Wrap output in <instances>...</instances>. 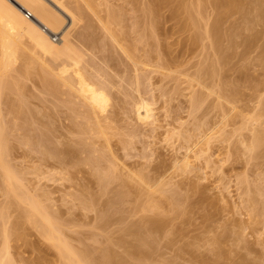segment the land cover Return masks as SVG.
I'll return each mask as SVG.
<instances>
[{
  "label": "rangeland",
  "instance_id": "1",
  "mask_svg": "<svg viewBox=\"0 0 264 264\" xmlns=\"http://www.w3.org/2000/svg\"><path fill=\"white\" fill-rule=\"evenodd\" d=\"M106 1H108L109 4L111 2L113 6V4L114 5L117 4L119 0H116V1L114 0L115 3L112 2V0H106ZM237 1H240V3H238V6H237L238 10L235 7L233 8L234 10H231L234 12L230 11L228 13H224L225 9L222 6V4L217 3L219 1L217 2H215V0L213 1L212 0H202L201 1V4L202 2L204 3L201 6L202 7L205 6V8L204 7L202 8V10L203 12L205 10V12L207 13L205 12L203 13V15L205 16V17H202L203 20L199 17L200 19L199 23L201 21L202 22L201 24L198 25L199 26L198 34L200 32L202 38L199 39L201 44L200 42L198 43L197 41L195 45L191 44V42L193 43L192 41L193 37H191V35L194 36L193 33H197V32H193L195 31L193 30L194 24L192 26L190 23V25L188 26L189 28L187 27L188 31L186 29L184 30L185 27L184 28L182 27L183 25L181 24L182 23L181 19L179 20L181 15L179 16L176 14L177 16H175V14L171 13V16H170L169 11H165L167 13L163 12L162 14L164 16H162V14L160 15L161 17V21H160V17L156 16L157 18H154L155 17L154 14H149V16L150 15L152 17L154 16L152 18L147 15L148 13L147 14L145 13L146 14L145 16L143 13L142 14L143 16H141L140 10L139 11L134 10L135 11L134 13L133 10L129 8L128 2L126 3V5L128 6L127 7L124 4L126 1L125 2L121 1L123 4L118 3V5L119 4L122 5L121 11L123 12V14L125 15V13H127L126 10H129V11L131 10L132 13L126 14L125 17L122 14L121 16H123L124 19L123 17L119 16V18L117 17L116 20H113V21L110 20L111 23L109 21L110 18L108 19V16L104 15L105 13L102 12L101 16L103 17L102 18L103 21L106 18L107 22L106 21L105 22L108 23V26L111 29L112 28L114 29L112 30L115 33H117L116 36L118 37L117 40L119 42L115 43L114 40H112L114 42V44L113 43L112 44L114 45L113 47L115 51L111 49L112 44L110 42L112 38L110 39V37H108L107 35L108 33L106 32L108 30H106V28L103 29L102 24L100 26V23H99L100 20L97 19L96 16L93 17V15L90 14L93 17V18L91 17L93 19V23H95L93 25H96V26H93V28H91L92 27L91 26L90 27L91 29L88 27V25L90 24H87L89 19L87 18L85 19V17L84 19L81 18L78 22L79 24L73 25L75 26L73 27L74 29L71 28V30L73 31L72 33H74L73 35H74L75 42L77 43V45H79L82 49L86 51V57L88 56L86 59L88 60L85 61L87 63H84V64L88 65L89 63V65H91L92 67H95V65H97L96 63H98V65L96 66V70L95 68H92L91 66L89 67L87 65H84V66L86 67V70L88 69L87 71L90 74L92 72L94 73V70L95 72H97L98 70L101 77L105 78L106 81H108L109 78H110L109 81L112 80V82H108L109 86L107 87L105 86V87L108 88L107 89L108 92L111 91L110 96L112 99H114V101L110 98L111 99L109 101L110 103H108V107H106L108 111L104 110L106 113L103 111H100V112L97 111L96 113L98 115H96L95 113V116H94V114H92L94 112L89 109L92 112L90 114L93 115V117H95L93 121H92L93 118L89 114L90 112L89 110H87V112L89 111L88 115L85 111L83 112V110H86V107L85 108L82 107L85 104L83 105V101L82 103H80L79 99L81 98L77 99L78 97H74V94H77V93L76 92L74 93L73 90L68 91L70 90L69 87L67 88L68 90H66L65 89L66 87L63 84H62L63 85L62 87L63 89H62L61 88L62 82L59 84L60 80L58 79V76L55 74V72L53 74L52 73L53 71L49 69V67L51 68L52 65L53 66L56 65L52 67L56 69V67H58V65L62 63V60L60 61L59 59L57 60L53 58L51 59V56H48L45 54L43 55V53H41L40 51L34 50L33 45L27 43V42L31 43L28 39H27L28 41L26 40L27 41L26 43L23 42L24 38L21 40V42L25 43L27 46L25 44H22V45L19 44L21 45L20 49L19 48L16 49L15 53L17 51H20V54L17 55L16 53L14 54V57L18 56V58L15 57L13 59L12 57L11 59L12 61L10 60V61L5 62L6 64L5 68L3 67L4 64L0 65V67L4 68V69H0L2 76L4 75L2 77L0 73V76H1L0 80L3 79L7 74L11 75V76L8 75L7 76L8 78L5 77L8 83L6 82V80L0 81L1 82L0 86L3 85L2 87L4 89V91L2 90L1 92L2 87H0V94H3L0 97V99L2 100V101L0 100V104H1L0 111L2 109V111L0 112V120H1L0 123L2 122L0 125L2 126L0 127L3 129H6V131L4 130L3 134L1 135V136L3 135L6 136V138L2 139L1 137V142H3V140L5 139L2 147L4 146L3 149L4 151H6L5 154L7 155V156L5 155L6 159L4 157L5 161L4 159L3 161L4 163L6 162L7 164L10 163V165L9 164L8 165L11 169L13 167L12 171L14 172L15 179H17L20 183H22L21 185L19 184V186L20 187L23 186L21 187V190L23 191L22 192L18 191V192H20L21 194L23 193L27 194L28 192V194H30L28 195L30 196V198L32 196L34 199L36 198L38 199L37 203H39V206H41L42 209L46 210L49 208L47 212H50V214L52 215V219L55 220V222H58L57 223L59 226L58 230L59 229L63 230V232H61L63 233L62 238L64 236L63 239L64 240L66 239L67 244L69 245V247L72 249L73 252H74V248L78 250V251L75 250L74 252L75 254L77 253V255H75L77 257H74V258L75 259L79 258V260L77 259L78 261L82 262L83 260L84 263L88 262L89 264H96V263L99 264L97 260L99 255L100 254L102 255V253L106 254L108 251L111 250L113 252L115 251V253H118V254L120 253L121 255L125 256V258H127V261L133 264H264V205H263V202H264L263 201L264 200V159L262 156L259 157V151L261 152L262 150L261 149L257 150L260 147H258L257 149L255 148V151L257 153L252 154L253 153L252 150L251 152H249L250 149L247 150L246 146H244L243 144L241 145V143H243L241 138H243V136L245 135L247 138V142L251 141L250 140L251 138L248 139L251 133V131L249 133L248 129L245 130L244 128L242 129L243 133H240L241 132L240 131L239 135L236 134L239 138L235 134L233 135V130L235 128L240 127L241 126L240 123H242L243 121L242 115L240 114H243L242 105L244 104V102H246L245 99L248 98L249 96L250 97L247 99V101H249L250 98L252 99L254 98L251 102L249 101L248 104L255 105V103L258 102L255 100L257 98L260 99V97H256L259 94L257 93L258 90L260 91L261 89L260 95L261 94L264 95L263 93L264 88H262L263 86H261L262 85L261 82L264 83L263 82L264 81V70H263L264 63L260 59L262 63L261 65L259 63L260 61L258 60L259 59L258 56H260V58L264 56L263 55L264 54V22L261 17H258L261 12L260 8L258 7L259 6L258 0H252V2L251 0L250 2L249 0H246V1L237 0ZM102 5L104 6V8ZM102 5H101L102 6L101 8L105 9L106 8L105 5L104 4ZM121 5H119L118 7H121ZM213 5H214V8H213ZM116 6L117 5H115V7ZM118 7H116V9ZM124 7L125 9L126 8L127 9L126 10L123 9ZM243 7H246V8H243ZM241 8H243L242 10H244V12L239 10ZM124 10H125V13H124ZM214 10L216 12H214ZM238 11L241 13H239ZM136 12H138V14ZM24 13L26 14V11H24ZM218 13L220 16L221 14L223 15L221 17L224 19V20L222 19L223 20L222 28L224 30L225 28L227 30L228 27H231L234 24H238L239 23L238 21H240L239 24L241 25L239 26L241 28V30L239 29V33H240L239 35L241 36L238 37V33H236V35L233 37V41H231V45L233 42V46L231 47L232 51L231 49L226 48L227 46L229 47L230 45V42L228 43V39H226L225 37L227 33H224V35L222 36L223 39L221 38V41H222L221 44H223V42L227 40V44L224 43L225 45L223 44L221 46L222 48L221 54H223L225 48H226L227 53L230 52L229 54L231 53L236 54L243 49L242 51H245V55L247 56V57L243 56L244 58L242 57V59L244 60H242L240 59L241 57L237 56L235 58L234 57L235 55H234L233 56L234 61L231 58V60L233 61L232 64L229 65L231 62H227V65L229 66H227L226 63H224L225 58L220 57L219 55L220 52L219 54L218 52H216L215 50L216 48L214 46L215 44L212 41L214 40L213 35L208 34L209 31L208 33L204 35V33L209 28V24L216 19L215 17L216 16L217 18L220 17L218 16ZM230 13L231 14L233 13V14L229 15ZM252 13H254L255 15ZM206 15L208 17H206ZM131 16L132 17L134 16L133 19L131 18ZM128 17L129 19H126L127 20L126 21L125 18H128ZM233 17H235V19ZM120 18H122V20L120 23H118L120 21ZM146 18H150V20L147 19L148 21H146L145 23ZM158 18H159V21H158ZM124 20L125 22H123ZM206 20L209 23L206 22ZM232 20L234 24L231 22ZM250 20H253V21H250ZM254 21L255 23H250ZM134 22L136 23L137 28L135 27V29H137V31L134 29V27H131V26H134L133 25ZM153 22L156 24H154ZM91 23H92V20H91ZM112 23L114 26L116 25H119V26L117 27L110 26V24L112 25ZM130 23H132V25ZM144 23L146 24L147 28L146 26L143 27L142 24ZM150 23L152 25L154 24V27L155 25L157 27L154 29V27ZM125 24L129 28H127ZM226 24L228 27L226 26ZM247 24H249L248 27H247ZM69 25H71L70 18L67 19V22H65L63 26L64 30H68L70 28ZM149 25L151 26V28L153 27L154 29V30L152 29L153 33H151V30H149V27H148ZM190 26L193 27L192 30ZM94 27L96 28L94 29ZM139 27H142V28H139ZM204 27H205V30H204ZM131 28H133L134 30L133 29L130 30ZM144 28L145 30H143ZM182 29L184 33H182L183 32ZM189 29L192 31L190 32V34L188 33ZM88 30L90 31V33L91 31H94L93 34L94 36L96 35L95 39L97 43L95 42V45L94 44L90 45V43L85 41L84 38L82 39L83 37L82 33L84 31L89 32ZM166 30L168 32H166ZM202 30H204L205 32H203ZM95 31L97 34L95 33ZM135 31H136V34L137 32L139 33L140 31L141 32L140 36H138L139 34L136 35ZM145 31H148V32H145ZM130 32H132L133 34H131ZM104 33L106 35L103 36ZM118 33L121 34V36L120 35L118 36ZM144 33H147V35L145 34L146 38L143 39ZM52 34L51 36L53 40L56 42L59 41V38L62 35L61 33H56L57 35L56 34L52 35ZM80 34L82 37H79ZM148 34L151 36H148ZM0 35L2 38L1 30H0ZM135 35L137 38L134 37ZM210 35H212L211 36L212 38L209 37ZM102 36L104 37V39H102L104 40L103 41L104 43H102L101 41ZM187 36L191 37L190 41L188 40L189 37ZM139 37L142 38V42H144V40L146 41L148 40L147 41L148 43L145 44L146 41L144 43H140L138 40ZM228 37L229 36H227V38ZM1 38H0V52H1L0 59L2 58V60L0 61L3 62L6 59H3V54H2L3 49H1L3 46H1L2 44ZM106 38L108 40H105ZM241 38L246 40V41L243 40L245 42L244 45L247 44L245 45L246 47L242 45L243 41ZM185 40L188 44L185 42ZM84 41L86 42V45ZM98 41L100 42L98 43ZM80 43L82 44L80 45ZM108 43L111 45L109 46ZM236 44H237L238 49L235 48ZM105 45L106 47L104 48ZM186 45L189 47H187ZM28 46L30 49H28ZM92 47L94 49H97V48L98 49L94 50ZM122 47L123 49H121ZM115 48L116 49L118 48L117 49L118 51H116ZM209 48L211 50H209ZM26 49H28V51ZM103 49L106 51H104ZM148 49H149V52H148ZM33 50H34V53H36L40 58L43 57L41 59L45 61L44 62L45 64H43V60L41 61V59H39V61H37L38 60L37 59L35 61L31 56L29 58L30 62H29V59L26 61L25 59L22 58L24 53H27L28 55V53H30ZM125 50H127V52ZM87 51L88 52L90 51L89 55L90 53L92 55L90 56L87 55L88 54ZM235 51H238V52L235 53ZM93 52L98 53V55L96 54L94 55ZM127 53L130 54V58H133L132 59L133 62L130 60L128 56L129 54ZM184 53L185 55H183ZM36 54H33L32 56L34 55L36 56ZM121 54L123 56H121ZM27 55L25 54L24 56L26 57ZM248 55H251L252 57L250 58L248 57ZM146 56L147 58L145 59ZM256 56L259 62L255 59ZM95 57L98 59H95ZM44 58L47 60H45ZM185 58L190 59V60H186ZM147 59L149 62L148 63L149 66L144 65V63H143V66L139 65L140 64L139 62H145V60ZM33 60L34 62H32ZM52 60L54 61V63ZM58 60L59 62H57ZM134 60L136 62L139 61L138 62L139 66L137 65L135 66ZM20 61L26 62L27 64L23 62L20 64ZM47 61L49 62L51 66L47 65V67L45 66V69H42L44 68L43 65L48 64ZM92 61L95 63H93ZM104 61H106V64ZM186 61H189L190 64ZM215 61H217L218 64L219 62L223 63L222 65L226 67L223 68L221 63L218 65L217 62H216V65L218 66V68L215 67L216 66L214 63ZM242 61L244 62L246 61V62L243 63ZM37 62H42L43 65L39 63L41 66H43L41 67L42 70L40 69ZM90 63H92L93 65ZM11 64H13L12 67H11ZM35 64H37V66ZM212 64H214L215 69L212 68L214 70L207 71L206 72L207 74L204 73L203 83L207 84V86L209 87L211 86L213 87L214 85L217 86L216 83L217 81H219L218 86L219 85L221 86L223 96H224L222 98L225 100L227 96L228 97L230 96L229 98L227 97L225 101L222 98L221 99L219 97L216 98L217 96L215 94L209 93L208 88L207 90L206 88L204 89V87L202 88V85L199 84L196 79H193L197 76L196 74L197 72L201 70L204 72L206 70H210V67H212ZM185 65L186 66L188 65V66L186 67ZM7 66L9 67V69L11 67V69L9 70ZM33 66L35 69L33 68ZM144 66H147V68L145 67V69H143ZM36 67H39L40 70H38V68ZM99 67H100V71H99ZM125 67H126V70H125ZM141 67H142V70H141ZM47 68L50 71L48 72L50 74L52 73L53 74L52 76H54V78L52 76L49 77L50 74L46 73ZM135 68L136 69L139 68V70L136 71L134 70ZM199 68L200 69L203 68V69L200 70ZM221 68L224 70L222 71ZM241 68L243 69V71L241 70ZM33 69L34 71L37 69L36 73L32 72ZM89 69L90 71L91 69H93V71L90 72ZM194 69H199V70H194ZM227 69L229 70V72ZM239 69H240V73H242L246 77L245 78L243 76L245 78V81L244 79L239 77L238 73L236 74L235 72L236 75H234V70H239ZM5 70L7 71V74ZM28 70H30L31 72ZM43 70L46 71L44 72L45 74H43ZM143 70L147 71V72L145 71L146 76H144ZM225 70L227 71L225 72ZM22 71L25 73V75ZM103 71L104 72L106 71L105 75ZM115 71H118L119 74L117 75ZM137 72H140L142 76L141 77L142 79L140 82H142L143 84L142 86L140 85L141 87L140 91L141 92L143 91L142 92L143 94L145 92V95H143V97L146 96L148 98V101L150 102V106L152 108V115L150 116V118L148 117V119L146 118L143 120L137 117V112L135 111V109H134L135 112L132 111L133 108H135V107H132L133 104L135 103L134 101H136V99L138 100L140 99L139 98L140 95L139 97L137 95L140 92L135 91V88L137 87V84L135 83L136 82L135 74ZM208 72L210 73V75L208 74ZM219 73H221L222 76ZM35 74L39 75V77H36ZM42 74L44 77L42 76ZM94 74L95 76L97 75V73H94ZM121 74L124 76H121ZM188 74L191 76H189ZM213 74H215V76ZM47 75L50 79L52 78L54 79V80L52 79L53 81H51L53 82L52 85L47 84V81H45L46 83H44V80L49 79ZM211 75L214 77H212ZM55 76L57 77L56 78L57 82H56ZM97 76L95 78L96 79L98 78L100 82L101 81L103 82V79L100 80L101 77L99 76L97 77ZM104 76H106L107 78ZM143 76L146 78V80ZM209 76L211 77V79ZM10 77L12 78L10 79ZM19 77L22 78L21 81H19L20 80ZM114 77L116 78L115 80H114ZM127 77L129 81L127 80ZM215 77H216V80L218 79L217 81H215ZM237 77H239L240 79ZM117 78L122 79L124 82H122V80L119 81V79ZM124 78L127 81H125ZM221 78H223L222 79L223 81H221ZM252 78H254V80H252ZM105 79H104L103 85L104 83H107L105 82ZM232 79L233 81H231ZM13 80L15 81L13 82ZM227 80L230 82H234L233 83L234 85H232V83H225V82H228ZM9 81L10 83L12 82L11 85L9 84ZM51 82L48 81V83H51ZM188 82L190 83V85ZM254 82L256 86L254 85ZM4 83L10 87H7V85H5ZM110 83L113 86L115 84V87L112 86L113 87L112 88L110 86L111 85ZM125 83H127V85ZM194 83H197V84H194ZM221 84L223 85V87ZM241 84H242V88H241ZM50 86H53V87L50 88ZM125 86L126 87L128 86V87L126 88ZM232 86H235L236 88ZM11 87L14 90L11 89ZM54 87L59 88V89H55ZM120 87L121 89H119ZM124 87L125 89H122ZM131 87H132V90H131ZM21 88H23V90ZM46 88H50L51 90H53L52 92H54L58 97L54 93H52L50 89H48L47 91ZM110 88L112 89L110 90ZM230 88L233 89L235 93L233 91L231 94V92L228 91ZM15 89L17 90V92ZM201 89L208 91L207 93L203 94V97L204 95H206L205 96L206 99L204 100H201L202 95L197 93V90L202 91ZM20 90H22L21 91L22 93H20ZM54 90H57V91H54ZM59 91H62V92L60 93ZM65 92L68 94V96H69V93H71L70 95L71 98L68 97ZM194 92L197 93L198 95H195ZM240 93L241 95H239ZM51 94H53V96ZM118 94L119 96H117ZM130 94L132 95L136 94V95H134L133 97ZM4 95H7V96L3 98ZM59 95L61 98L59 97ZM72 95H73V99H72ZM207 95L209 99L207 98ZM252 95L255 97H253ZM112 96L116 98V101H115V98H113ZM231 96L233 97L235 96L234 98H236L237 100L234 98L231 99L232 98ZM212 97L214 98L213 101H212ZM243 97H245L244 100H243ZM74 98H76L75 99L76 101L74 100ZM227 99L228 100L231 99L232 101L235 100L234 103L236 102L238 103L239 105L238 108L241 107L242 113L240 112V114L238 113L237 115L236 114L237 112L231 113L230 111H227L228 108L231 107L230 105L231 103H229V101L226 102ZM10 100L12 101L10 102ZM18 100H20V102ZM21 100H23V102ZM127 100H129V102ZM195 100H199L197 101L198 106L197 104H195L194 102ZM241 100L242 102L243 101L244 102L241 103ZM262 100L264 101V97L262 98ZM71 101H73V103ZM220 101H221V104H220ZM15 102L17 106H15ZM124 102L125 103L128 102V104H125ZM19 103L21 105V108L19 106ZM67 103L68 104L72 103L73 105L72 104L67 105ZM74 104L76 106H74ZM110 104H111V107H110ZM130 104H132V106H130ZM29 106H31L32 108ZM112 106H115V108ZM219 106H222L221 107L222 109L219 108ZM215 107L218 109H216ZM26 108H28V110ZM72 108H74L75 110ZM79 108L81 109L79 110ZM109 108L112 110H110ZM220 111L223 114L220 113ZM246 111L247 110H244V113H246ZM227 112L229 113V115ZM247 113H251V111H247ZM85 114L88 117L90 116L91 119H89ZM233 114L235 115L236 118L234 117ZM85 116L88 118V120ZM97 119L99 120V122ZM89 120L92 123L94 122L95 124H96L95 122L96 120L98 124L100 125L102 124L101 125L102 127L98 124L95 125L94 123L92 125V123H90ZM221 120H222V123H221ZM3 124L4 125L6 124L5 127ZM83 124L85 127L87 125V127L86 128L83 127ZM237 124H239L240 126ZM199 126L201 127L199 128ZM223 127L224 129L227 127L228 128L225 129L226 131H224ZM7 128L9 131L7 130ZM81 129L84 132L81 131ZM86 129L89 130V132ZM90 131L92 133H90ZM214 131H217V134ZM5 132L7 133V135ZM219 133H221L222 137H219L220 135ZM189 134L191 136L190 140H189L190 137L188 138ZM225 135L229 139L226 138ZM224 137L226 140L223 139ZM48 138L50 139V141H48L49 140ZM6 140H7V144H6ZM240 140H241V143H240ZM227 141L232 145L231 147L229 143H227ZM4 143L6 147L8 146L7 148L5 147ZM69 146H72V147H69ZM236 147L237 149L240 148L238 149L239 151L236 149ZM244 147H245V150H241ZM52 148H55L56 151L57 150L58 151L54 153L55 151L53 150L55 149H52ZM66 148L67 149L70 148L71 150L70 149L67 150ZM8 149L10 150L8 151ZM51 151H53L54 154ZM68 151H72V152H68ZM244 151L248 152L247 155L246 153H243ZM98 156L99 158H96ZM253 156L255 157V159L253 158L254 161L252 160ZM245 157L246 159H244ZM92 159L96 161V163L93 161V164H92ZM61 160H64V162ZM100 161H101V164L99 163ZM251 161H253V163H250ZM97 162H98V165H97ZM55 164H56V167H55ZM189 164L191 166L187 167V165ZM251 164H254V165H251ZM101 166H102V169H104V171L100 169ZM189 167L191 168L189 169ZM53 168H54V172L52 170ZM98 168H99V171H98ZM110 168L112 169L110 170V173L113 174L111 177L112 179L109 178V180L108 179L103 180L104 178H106V176L105 177L103 176L104 173H109L108 171ZM184 168H188V170ZM96 170H97L96 172L97 177L95 176ZM15 171L17 173L16 175H15ZM47 172H48L49 178L46 177ZM102 172H103V175L101 174ZM1 173L2 172H0V174ZM98 173H99V178H100V175H102L103 179L100 180L98 178ZM1 176H0V184H1L0 185V214H1L0 216V250H1L0 253L2 254L4 253L3 255L5 256L8 254L7 255L8 257L6 256V259H5V257L2 254H0V256L4 257V258L0 257L2 259V262L0 263L3 264V262L7 260L6 262H4V264H11L12 261H13L12 264H64L67 261V258H65L64 256L62 257V254H61V250H64V248L62 246H58L59 244L57 240L45 236L44 229H42L44 228V225H43L44 223L41 219V216H39L40 220L37 221V223L39 222L40 224L39 226H37V223H36V220L38 219V215L34 214L31 220L30 219L28 220V218H25V213H24L25 210H23L22 208L29 209V206L24 201L23 203H25V205L22 203V201H19L20 199L18 200L17 198H15L17 202H19V204L20 203L23 204V206L22 204H20L21 205V211H20V207H18L17 206L18 204L15 202L16 201L14 199L15 195L13 196L14 193L12 194L11 192V194H8V191H6V188H5V182L3 181ZM154 176H155V180H154ZM141 178H142V181L146 183L143 182L144 184H142L141 181L140 182L137 181V179L141 180ZM122 179H123V182H121ZM125 179H126V182H125ZM125 184L126 185L128 184V186H126ZM124 185L126 188L124 187ZM255 185L256 186L258 185L259 189L258 187L257 189L258 190L261 189V191H259L260 193L258 192L259 194L257 193L256 195H253L252 200H250V197H251L250 193H252L250 192V190L252 191L251 188H253V186ZM139 186L141 189L139 188ZM148 187H149V190H148ZM164 188L166 192L161 190V189L164 190ZM246 188H248L249 193H247ZM117 190H118V193H117ZM255 191L256 190H254L252 194H254ZM7 195H11V196L8 197ZM254 196L256 197L258 196V198L255 201H254ZM247 197H248V200H247ZM11 200L12 201L14 200L13 203ZM151 200H153V203ZM157 201H158V204L160 205V206L159 205L157 206L159 209L158 212H157V208H155L157 205L156 204ZM251 201L255 202L256 207L255 205H253L254 202L252 204ZM246 202H247V206L249 204V207H246ZM261 202H262V205H261ZM87 203L89 204L92 203L93 206L92 205L89 206V204ZM14 204H16V206ZM150 204H152L151 207H150ZM154 204H155V207H153ZM43 205L45 207L48 206V208L47 207L44 208ZM146 206L147 208L150 207V209L151 208L153 209H151L150 211V209L148 208V210L146 211L145 210L147 209ZM8 207H9V210H7ZM11 207L12 208L14 207V208L12 209ZM107 210L108 212H106ZM51 212H53V214ZM4 213H5V216H2V214ZM56 213H58V215ZM109 215H111V217ZM53 216L55 218H53ZM18 217H19V220H17ZM23 217L27 219V221L24 222L25 219L22 221ZM151 217H153V220H151ZM157 218H158V221L154 222L155 220H157ZM4 219L5 221H3ZM163 220H165V223L162 224L161 229L157 228V231L156 230H153V232L150 231L152 230L153 225L155 228L157 226L156 223L159 221H163ZM104 221H108V222H104ZM15 223L16 224L19 223V225L17 224L18 226H16ZM160 223L161 222H159V224ZM148 225L152 226L151 229L148 227ZM145 226L147 229H145ZM6 227L9 228L8 234H7L8 229L5 230ZM12 231L16 232V234H14ZM147 231H150L153 234L148 233ZM154 232L155 233L158 232L159 234L158 233L155 234ZM134 233L136 236L134 235ZM143 233H146V234L148 233V235L150 234V236L148 237L149 239L147 237H144L146 234L144 235ZM138 234L141 235V238L144 237L145 239L146 238L148 239L147 241L150 242L149 247L150 246L152 247V245L154 244L153 245L154 247L151 248L152 250L150 249L151 252L150 253L148 252L149 255H146L147 257L143 256L142 254L144 253H141V252L140 254L137 253V254H133L132 256L129 255L130 253H128L129 251L131 252L130 249H132L133 247L131 245L133 244L135 245L137 241L140 240V239L135 240V237H137ZM151 236H152V239L150 240ZM153 237L155 238L153 239ZM120 240L124 244H122ZM102 249L105 252H102L101 251ZM81 250L83 251L80 252ZM80 254L81 256L83 254H85V256L88 255V257H85L83 255L82 256L83 259H82ZM126 254H128L131 257L129 258ZM90 255L91 257L92 256L95 257L96 255V257L91 258ZM133 256L136 259L132 258ZM80 257L82 260L80 259ZM102 257L107 258V255L105 257L104 256L99 257L98 258L99 261H100V258L103 261ZM7 258L12 261L9 262ZM75 259L72 260L73 262L71 264L73 263L76 264L78 262V261L76 262ZM93 260L97 262H94Z\"/></svg>",
  "mask_w": 264,
  "mask_h": 264
},
{
  "label": "bare ground",
  "instance_id": "2",
  "mask_svg": "<svg viewBox=\"0 0 264 264\" xmlns=\"http://www.w3.org/2000/svg\"><path fill=\"white\" fill-rule=\"evenodd\" d=\"M116 1V0H115ZM121 1H126L124 4L126 5V3L128 2V5H129V8L130 9H132L133 10V12L135 13V11H141L140 12V14H141V16H143L142 14L144 13V16L147 14L148 16H149V14H154L155 15V17L154 18H157V17H160V15L163 13V12H165V11H169L170 12V16H171V13L172 14H175V16H177V15H181L180 16V18H179V20L181 19V24L183 25H181L183 28H184V30L186 29L187 30V27L190 25V23H191V25L193 26V24H194V28L193 27H191V30H192V28H193V30H195V31H193V32H197V33H193L194 34V36H192L191 35V37H193L192 38V41H193V43L191 42V44H194L195 45V43H197V41H198V43L200 42L199 41V39H201L202 38V36H201V34H200V32H199V34H198V29H199V24H201V22L199 23V21H200V19H199V17L202 19V17H205L204 15H203V13L205 12V10H204V12H203V10H202V8L204 7L205 8V6H201L202 4H204L203 2H202V4H201V1L200 0H119L118 1V3H121V4H123ZM213 1V0H212ZM217 1H219V2H217ZM246 1V0H245ZM259 2V8H260V14H259V16L258 17H261L262 19H263V22H264V0H258ZM112 2H114V0H112ZM215 2H217V3H220V4H222V6L224 7V9H225V11H224V13H228V12H230L231 10H234L233 8H235L236 7V9L238 10V8H237V6H238V3H240V1H237V0H215ZM249 2H250V0H249ZM251 2H252V0H251ZM257 2V1H256ZM115 3V2H114ZM118 3L117 4H115V5H117L116 7H118L119 5H121V4H119L118 5ZM214 3V2H213ZM241 3H243V2H241ZM246 3V2H245ZM255 3V2H254ZM102 4H104L105 5V9H102L101 7L103 6ZM109 3H108V1H106V0H0V30H1V33H2V38H1V35H0V38L2 39L1 40V42H2V44H1V46H3L1 49H3V59H6L5 61H3V62H1V64L0 65H2V64H4V68H5V66H6V64H5V62H7V61H10L11 59H12V57H13V59L16 57H14V54H16L17 53V55L18 54H20V51H17L16 53H15V51H16V49H20V46L22 45V44H25L28 40L31 42V43H29V42H27L28 44H31V45H33V48H34V50H38V51H40L41 53H43V55L45 54V55H48V56H51V59L53 58V59H59L60 61L62 60V63H60V65H58V67H56V69L55 68H52V67H54V66H56V65H50L49 64V62H48V64H46V65H43V64H45L44 62V60L43 59H41V58H43V57H39L36 53H34V50L33 51H31L30 53H28V55H27V53H24V55L26 54L27 56L25 57L24 55H23V59H25L26 61L30 58V56L36 61L37 59V61H39V59H41V61L43 60V64H42V62H37V64L39 65V67H40V69H41V67H43L44 66V68H42V69H45V66L47 67V65L48 66H51V68L49 67V69L50 70H52L51 72L54 74V72H55V74L58 76V79L60 80L59 81V84L61 83V85L63 84L66 88V90H68L67 88L69 87V89L70 90H68V91H74V93L76 92L77 94H74V97H78L77 99H79V98H81V99H79L80 100V103H82V101H83V105L84 106H82L83 108H85L86 107V110H83V112L85 111L86 113H87V115H88V112L91 110V111H93L94 113H92L91 111L89 112V114L90 113H92V114H94V116H95V113L97 112V111H103V112H105L104 110H106V111H108L107 109H106V107H108V103H110L109 101L112 99L111 98V96H110V93H111V91H109L108 92V88H106L107 86H109V83L108 82H112V80H110L109 81V79H108V81H106V79L105 78H103V77H101V75L99 74V72H98V70H97V72H95V70H96V66L98 65V63H96L97 65H95V67H92L91 65H89V63H88V65L87 64H84V63H87V62H85V61H87L88 59H86L87 57H86V51L84 50V49H82L79 45H77V43L75 42V39H74V33H72L73 31L71 30V28H73V27H75V26H73V25H75V24H79L78 22H79V20L82 18V19H84V17H85V19L87 18V19H89L88 20V23L87 24H90V25H88V27L90 28L91 26V28H93V26H96V25H93V24H95V23H93V17H95L96 16V18L97 19H99L100 20V26H101V24H102V28L104 29V28H106V30H108V31H106L108 34V37H110V39H111V42L110 41H108V42H110L111 44L113 43L114 44V42L116 43V42H119L118 40H117V33H115L109 26H108V23H106L107 21H106V18H105V20L103 21V17L101 16V13L102 12H104L103 14L104 15H106V16H108V19H109V21L110 20H116V18L118 17L119 18V16L120 17H125L126 16V14H129V13H132V11L130 10H126L125 9V7L123 8V9H125L126 10V12L127 13H125V10H124V13H125V15L123 14V12L121 11V8H122V5H121V7H118L117 9H116V7H115V5L113 4V6H112V4H111V2H110V4H111V6H110V4L108 5ZM102 5V6H101ZM242 5V4H241ZM240 5V6H241ZM255 5H257V4H255ZM127 6V5H126ZM216 6V5H215ZM240 6H239V8H240ZM128 7V6H127ZM103 8H104V6H103ZM120 8V9H119ZM213 8H214V5H213ZM243 8H246V7H243ZM243 8H241V9H239L240 11H243L244 12V10H242ZM254 8V7H253ZM259 8H258V10H259ZM122 9V10H123ZM26 10H29L30 11V13H31V17H28L25 13H24V11H26ZM135 10V11H134ZM129 11V12H128ZM249 11V10H248ZM168 12V13H169ZM212 12V11H211ZM214 12H216L215 10H214ZM231 12H234V11H231ZM239 12V11H238ZM237 12V13H238ZM250 12V11H249ZM252 12V11H251ZM259 12V11H258ZM137 14H138V12H136ZM146 13V14H145ZM165 13H167V12H165ZM164 13V14H165ZM205 13H207V12H205ZM221 13V12H220ZM223 13V12H222ZM236 13V12H235ZM239 13H241V12H239ZM90 14H92L93 15V17L90 15ZM123 14V16H121ZM177 14V15H176ZM213 14H215V13H213ZM233 14V13H232ZM231 13L229 14V15H232ZM243 14V13H242ZM247 14H248V12H247ZM252 14H254V13H252ZM88 15V16H87ZM238 15V14H237ZM249 15H251V14H249ZM255 15V14H254ZM257 15V14H256ZM87 16V17H86ZM90 16V17H89ZM135 16V15H134ZM133 16V17H134ZM148 16H146V17H148ZM157 16V17H156ZM162 16H164L163 14H162ZM174 16V15H173ZM210 16H211V14H210ZM218 16H220L219 15V13H218ZM221 16H223L222 14H221ZM218 17L217 18V16L215 17L216 19L213 21V22H211L210 24H209V28H208V30L205 32L204 30H205V27H204V30H202L203 32H205L204 33V35L206 34V33H208V31H209V33L208 34H212L213 35V39L215 40H212L213 42H214V44H212V45H214L215 46V50H216V52H218V54H219V52H220V57L222 58V57H224L225 58V62L224 63H226V65H227V62H231L229 65H231L232 64V62L234 61L233 59V56L236 58L237 56H239V57H241L240 59H242V57L244 56H246L245 55V51H235V53L236 52H238V53H236V54H229L230 52H228L227 53V51H226V48L227 49H231V47L233 46V42H232V45H231V41H233V37L236 35V33H238V37L239 36H241V35H239L240 33H239V29L241 30V28L239 27V26H241L239 23H240V21H238L239 23L238 24H234V22H233V20L231 21L234 25H232V24H230V25H232L231 27H228L227 26V24H229V23H227L226 24V26L228 27V29L226 30V28H225V30L222 28L223 27V25H222V23H223V18L222 17ZM228 16V15H227ZM234 16V15H233ZM241 16V15H240ZM253 16V15H252ZM92 17V18H91ZM124 17H123V19H124ZM133 17L131 16V18L133 19ZM149 17H152L151 15L149 16ZM152 17V18H153ZM166 17V16H165ZM206 17H208L207 15H206ZM226 17V16H225ZM229 17V16H228ZM238 17V16H237ZM236 17V18H237ZM247 17V16H246ZM256 17V16H255ZM254 17V18H255ZM258 17H257V19H258ZM70 18V21H71V25H69V29L68 30H64V28H63V26H64V24H65V22H67V19H69ZM91 18V19H90ZM144 18V17H143ZM163 18V17H162ZM176 18V17H175ZM234 19H235V17H233ZM249 18H251V17H249ZM260 18V19H261ZM107 19V20H108ZM126 19H129V17L128 18H125V20ZM131 19V20H132ZM147 19H149L150 20V18H146L145 19V23H146V21H148ZM164 19V18H163ZM177 19V18H176ZM176 19H175V21H176ZM223 19V20H222ZM230 19H232V18H230ZM238 19V18H237ZM245 19V18H244ZM91 20H92V23H91ZM98 20V21H99ZM121 20H122V18H120V21L118 22V23H120L121 22ZM125 20L123 21V22H125ZM152 20V19H151ZM154 20V19H153ZM203 20V19H202ZM205 20V19H204ZM212 20V19H211ZM106 21V22H105ZM127 21V20H126ZM155 21H156V19H155ZM158 21H159V18H158ZM157 21V22H158ZM160 21H161V17H160ZM165 21H167V20H165ZM209 21H210V19H209ZM229 21V20H228ZM246 21V20H245ZM248 21V20H247ZM250 21H253V20H250ZM262 21V20H261ZM96 22V21H95ZM122 22V23H123ZM136 22V21H135ZM134 22V26H131V27H134V29H135V27H136V23ZM174 22V21H173ZM206 22H208L207 20H206ZM82 23V22H81ZM110 23H111V21H110ZM114 23V22H113ZM113 23H112V25L110 24V26H113V27H117V26H119V25H116V26H114L113 25ZM115 23H116V21H115ZM142 24L143 25V27L144 26H146V24ZM154 23V22H153ZM159 23V22H158ZM157 23V24H158ZM163 23V22H162ZM166 23V22H165ZM169 23V22H168ZM204 23V22H203ZM209 23V22H208ZM208 23H206V24H208ZM250 23H255V21L254 22H250ZM249 23V24H250ZM259 23V22H258ZM83 24V23H82ZM86 24V25H87ZM131 25H132V23H130ZM147 24H148V22H147ZM151 24V23H150ZM154 24H156V23H154ZM154 24L152 25L153 27H154ZM167 24V23H166ZM245 24V23H244ZM249 24H247V27H248V25ZM97 25H98V23H97ZM124 25V24H123ZM126 25V24H125ZM139 25V24H138ZM160 25V24H159ZM243 25V24H242ZM77 26V25H76ZM100 26H99V28H100ZM127 26V25H126ZM162 26V25H161ZM176 26V25H175ZM201 26V25H200ZM225 26V27H226ZM66 27V26H65ZM85 27H87V26H85ZM149 27V30H151V33H153L152 32V29H153V27L151 28V26L149 25L148 26ZM157 26L155 25V27H154V29L156 28ZM178 27V26H177ZM207 27H208V25H207ZM206 27V28H207ZM77 28V27H76ZM90 28V29H91ZM96 27H94V29H95ZM119 28V27H118ZM117 28V29H118ZM127 28H129L128 26H127ZM137 28V27H136ZM139 28H142V27H139ZM138 28V29H139ZM146 28H147V26H146ZM151 28V29H150ZM189 28V27H188ZM246 28V27H245ZM74 29V28H73ZM87 29V28H86ZM93 29V30H94ZM98 29V28H97ZM116 29V28H115ZM125 29V28H124ZM133 28H131L130 30H132ZM133 29V30H134ZM153 29V30H154ZM158 29V28H157ZM165 29V28H164ZM84 30V29H83ZM121 30V29H120ZM136 31H137V29H135ZM141 30V29H140ZM143 30H145V28L143 29ZM148 30V31H149ZM159 30V29H158ZM176 30V29H175ZM190 29H189V34H190V32H192ZM250 30V29H249ZM89 31V30H88ZM100 31H101V29H100ZM127 31V30H126ZM136 31H135V34H136ZM148 31H145V32H148ZM182 31H183V29H182ZM188 31V30H187ZM244 31V30H243ZM93 32L94 31H91V33H90V31L89 32H83L82 34H83V37L81 36V34H80V36L79 37H82V39L84 38V40L85 41H87L88 43H90V45H95V42H96V35L94 36V34H93ZM99 32V31H98ZM125 32V31H124ZM132 32H134V31H132ZM132 32H130L131 34H133ZM166 32H168L167 30H166ZM179 32V31H178ZM241 32V31H240ZM53 33V34H52ZM56 33H61L62 35H61V37L59 38V41L58 42H56V41H54L53 40V38H52V36H51V34L52 35H54V34H56ZM77 33V32H76ZM95 33H96V31H95ZM127 33V32H126ZM140 31H139V33L137 32V34H139L138 36H140ZM150 33V32H149ZM150 33V34H151ZM182 33H184V31L182 32ZM223 33V34H222ZM224 33H227L226 35L227 36H229L228 38H227V36L225 35V37H226V39H228V43L230 42V45H229V47L227 46L225 49H224V52H223V54H221V52H222V48H221V46L224 44V43H226L227 44V40H225L224 42H223V44H221V38H222V36L224 35ZM250 33V32H249ZM260 33V32H259ZM97 34V33H96ZM128 34H129V32H128ZM130 34V35H131ZM136 34V35H137ZM147 35V33H144V37H143V39L144 38H146V35ZM165 34V33H164ZM169 34V33H168ZM187 34V33H186ZM188 34V35H189ZM192 34V33H191ZM207 34V35H208ZM57 35V34H56ZM104 35H106L105 33L103 34V36ZM121 36V34H119L118 33V36ZM127 35V34H126ZM136 35L134 36V37H136ZM167 35V34H166ZM206 35V36H207ZM212 35H210L209 37H211ZM244 35V34H243ZM101 37V41H102V43H104L103 41L104 40H102V39H104V37ZM148 36H151V35H149L148 34ZM186 36V35H185ZM201 36V37H200ZM125 37V36H124ZM123 37V38H124ZM184 37V36H183ZM187 37H189V36H187ZM191 37H189V41H190V38ZM224 37V38H225ZM24 38V40H23V42H25V43H22L21 42V40ZM75 38H76V36H75ZM78 38V37H77ZM133 38V37H132ZM137 38V37H136ZM206 38V37H205ZM204 38V39H205ZM212 38V37H211ZM210 38V39H211ZM244 38V37H243ZM247 38V37H246ZM28 39V40H27ZM109 39V40H110ZM131 39V38H130ZM140 39H141V41H140ZM203 39V40H204ZM223 39V38H222ZM242 39V38H241ZM250 39H251V37H250ZM249 39V40H250ZM27 40V41H26ZM105 40H108L107 38L105 39ZM112 40H114V42L112 41ZM136 40V39H135ZM138 40H139V42L140 43H144L146 40H144V42H142V38L141 37H139L138 38ZM207 40H208V38H207ZM244 39H242V41H243ZM84 41V42H85ZM120 41H121V39H120ZM148 41V40H147ZM145 42V44H147L148 42ZM202 41V40H201ZM244 41H246V40H244ZM242 42L243 44L242 45H244V43L245 42ZM100 41H98V43H99ZM129 42V41H128ZM185 42H186V40H185ZM203 42V41H202ZM207 42V41H206ZM212 42V43H213ZM97 43V42H96ZM126 43V42H125ZM136 43V42H135ZM150 43V42H149ZM187 43V42H186ZM234 43H235V41H234ZM252 43V42H251ZM19 44H21V45H19ZM82 43H80V45H81ZM109 44V43H108ZM107 44V45H108ZM111 44H109V46L111 45ZM112 44V47L114 46ZM122 44V43H121ZM127 44V43H126ZM188 44V43H187ZM200 44H201V42H200ZM203 44V43H202ZM207 44V43H206ZM261 44V43H260ZM26 45V44H25ZM84 45V44H83ZM85 45H86V42H85ZM89 45V44H88ZM87 45V46H88ZM89 45V46H90ZM102 45H104V44H102ZM130 45H131V43H130ZM129 45V46H130ZM181 45V44H180ZM185 45V44H184ZM205 45V44H204ZM210 45V44H209ZM225 45V44H224ZM240 45H241V43H240ZM245 45H247V44H245ZM244 45V46H245ZM27 46V45H26ZM116 46V45H115ZM120 46V45H119ZM123 46V45H122ZM187 46V45H186ZM31 47V46H30ZM83 47V46H82ZM95 47H97V46H95ZM101 47V46H100ZM103 47V46H102ZM106 47V45L104 46V48ZM111 47V49H113L114 50V47L112 48ZM125 47V46H124ZM187 47H189V46H187ZM200 47H202V46H200ZM213 47V46H212ZM243 47V46H242ZM246 47V46H245ZM245 47H244V49H245ZM249 47V46H248ZM93 48V47H92ZM109 48V47H108ZM129 48V47H128ZM167 48V47H166ZM235 48H237L238 49V47H237V44L235 45ZM28 49H30L29 48V46H28ZM28 49H26L27 51H28ZM87 49V48H86ZM94 49V48H93ZM98 49V48H97ZM97 49H94V50H97ZM116 49V48H115ZM118 49V48H117ZM116 49V51H118ZM121 49H123V47L121 48ZM183 49V48H182ZM188 49V48H187ZM186 49V50H187ZM200 49V48H199ZM213 49V48H212ZM247 49V48H246ZM26 50H24V51H26ZM104 50V49H103ZM128 50V49H127ZM127 50H125L126 52H127ZM167 50V49H166ZM193 50V49H192ZM192 50H190V51H192ZM195 50H197V49H195ZM202 50V49H201ZM205 50H207V49H205ZM209 50H211L210 48H209ZM236 50V49H235ZM2 51V50H1ZM104 51H106V50H104ZM115 51V50H114ZM182 51V50H181ZM189 51V50H188ZM203 51V50H202ZM228 51H230V50H228ZM231 51H232V49H231ZM247 51V50H246ZM88 52V51H87ZM90 52V51H89ZM89 52H88V54L87 55H89ZM95 52H97V51H95ZM100 52V51H99ZM121 52H123V51H121ZM148 52H149V49H148ZM165 52V51H164ZM167 52V51H166ZM248 52V51H247ZM246 52V53H247ZM250 52V51H249ZM261 52V51H260ZM37 53H39V52H37ZM94 53V52H93ZM169 53V52H168ZM190 53V52H189ZM195 53H197V52H195ZM251 53V52H250ZM31 54V55H30ZM33 54H36V56L34 55V56H32ZM98 55V53H94V55ZM100 54V53H99ZM107 54H109V53H107ZM118 54V53H117ZM126 54V53H125ZM127 54H129V53H127ZM148 54V53H147ZM194 54V53H193ZM200 54H201V52H200ZM0 55H1V52H0ZM90 55H92L91 53H90ZM89 55V56H90ZM115 55H116V53H115ZM183 55H185V53L183 54ZM190 55V54H189ZM264 55V54H263ZM41 56H42V54H41ZM109 56V55H108ZM119 56V55H118ZM121 56H123L122 54H121ZM127 56V55H126ZM129 56V58H130V54L128 55ZM148 56V55H147ZM147 56L145 57V59L147 58ZM171 56V55H170ZM203 56H204V54H203ZM202 56V57H203ZM25 57V58H24ZM35 57V58H34ZM112 57V56H111ZM110 57V58H111ZM116 57H117V55H116ZM169 57V56H168ZM187 57V56H186ZM200 57V56H199ZM243 57V58H244ZM247 57V56H246ZM248 57H252L251 55H248ZM255 57V56H254ZM259 57V61H260V59L263 61V63H264V56L262 57V58H260V56H258ZM16 58H18V56L16 57ZM46 58H47V56H46ZM89 58H91V57H89ZM124 58H125V56H124ZM160 58V57H159ZM221 58H219V59H221ZM231 58H232V60H231ZM45 59V58H44ZM50 59V60H51ZM95 59H98V58H96L95 57ZM109 59V58H108ZM118 59V58H117ZM133 58H130V60L133 62V60H132ZM172 59V58H171ZM184 59V58H183ZM186 59V58H185ZM195 59H197V58H195ZM231 61H230V60ZM239 59V60H240ZM247 59V58H246ZM256 60H257V56H256V58H255ZM0 60H2V58L0 59ZM20 60V59H19ZM34 60L32 61V62H34ZM45 60H47V59H45ZM59 60L57 61V62H59ZM90 60H92V59H90ZM170 60V59H169ZM176 60V59H175ZM186 60H190V59H186ZM218 60V59H217ZM227 60V61H226ZM236 60V59H235ZM237 60H238V58H237ZM242 60H244V59H242ZM256 60H255V62H256ZM257 60V61H258ZM12 61V60H11ZM53 61V60H52ZM101 61V60H100ZM121 61V60H120ZM200 61H201V59H200ZM222 61V60H221ZM250 61V60H249ZM253 61H254V59H253ZM258 61V62H259ZM23 62V61H22ZM21 61H20V64L22 63ZM29 62H30V59H29ZM28 62V63H29ZM46 62V63H47ZM56 62V61H55ZM93 62V61H92ZM105 62V64H106V61H104ZM114 62V61H113ZM139 62V61H138ZM138 62H136L135 60H134V63H135V66L137 65V66H139V65H141V66H143V63H144V65H148V59L147 60H145V62H139L140 64L138 65ZM186 62H188L189 63V61H186ZM191 62V61H190ZM216 62L217 61H215L214 63H215V65H216ZM243 63H245L244 61H242ZM15 63V62H14ZM23 63H25V64H27L26 62H23ZM36 63V62H35ZM39 63H41V65H43V66H41ZM52 63V62H51ZM53 63H54V61H53ZM93 63H95V62H93ZM124 63V62H123ZM133 63V64H134ZM142 63V64H141ZM221 62H219V64H220ZM250 63V62H249ZM248 63V64H249ZM261 65H262V63H261V61L259 62ZM8 64V63H7ZM32 64V63H31ZM37 64H35L36 66H37ZM90 64H92V63H90ZM182 64V63H181ZM181 64H180V66H181ZM190 64V63H189ZM188 64V65H189ZM199 64H200V62H199ZM217 64H218V62H217ZM218 64V65H219ZM223 63H221V65H222ZM242 64V63H241ZM240 64V65H241ZM254 64V63H253ZM260 64H258V65H260ZM34 65V66H35ZM84 65H87L88 67L89 66H91L92 68H95V70H94V73H97V75L99 76V77H101V79L100 80H102L103 79V82H104V79H105V82H107L108 83V85H107V83H104V85H103V82L101 81H99V79L97 78H95L96 76H95V74L92 72L91 74L86 70V67L84 66ZM93 65V64H92ZM99 65H101V64H99ZM120 65V64H119ZM167 65H168V63H167ZM187 65V66H188ZM220 65V66H221ZM225 65V64H224ZM229 65H227V66H229ZM244 65V64H243ZM247 65V64H246ZM8 66H10V65H8ZM7 66V67H8ZM13 66V64H11V67ZM24 66V65H23ZM27 66V65H26ZM34 66H33V68H34ZM121 66H122V64H121ZM149 66V65H148ZM186 66V65H185ZM185 66H184V68H185ZM186 66V67H187ZM194 66V65H193ZM200 66V65H199ZM211 66V65H210ZM223 66V65H222ZM234 66V65H233ZM239 66V65H238ZM251 66H253V65H251ZM257 66V65H256ZM6 67V68H7ZM11 67H10V69H11ZM30 67V66H29ZM39 67H36V68H38V70H40L39 69ZM104 67V66H103ZM123 67H124V65H123ZM145 67L147 68V66H144V68L143 69H145ZM198 67V66H197ZM197 67H195V68H197ZM215 67H217L218 68V66L216 65ZM215 67H214V64H212V67H210V70H206L205 72L204 71H202L201 69H203V68H199L201 71H199V72H197L196 74H197V76L195 77V78H193V79H196L197 80V82L199 83V84H201L202 85V88L204 87V89L206 88V90H207V88H208V90H209V93H213V94H215L216 96V98H222V97H224L223 96V92H222V88H221V86L219 85L218 86V84H219V81H217L216 80V77H215V81H217V86L216 85H214V83H213V87L211 86V87H209V86H207V84H204L203 82V76H204V73H206L207 71H212V70H214L215 69ZM226 66H223V68H225ZM236 67V66H235ZM234 67V68H235ZM246 67V66H245ZM259 67V66H258ZM4 68H2V67H0V69H4ZM15 68V67H14ZM20 68V67H19ZM18 68V69H19ZM21 68H22V66H21ZM24 68V67H23ZM102 68V67H101ZM212 68H214V69H212ZM216 68V69H217ZM228 68V67H227ZM240 68V67H239ZM244 68V67H243ZM250 68V67H249ZM254 68V67H253ZM261 68V67H260ZM259 68V69H260ZM8 69H9V67H8ZM8 69H7V71H8ZM9 69V70H10ZM35 69V68H34ZM34 69H33V71L32 72H35L36 73V70L34 71ZM41 69V70H42ZM104 69V68H103ZM107 69V68H106ZM123 69V68H122ZM149 69V68H148ZM148 69H146V70H148ZM182 69V68H181ZM199 69H194V70H199ZM222 69V68H221ZM229 69V68H228ZM227 69V70H228ZM102 70V69H101ZM125 70H126V67H125ZM134 70H139V68L138 69H134ZM141 70H142V67H141ZM146 70H143V74H144V76H146V73H145V71ZM184 70V69H183ZM189 70V69H188ZM187 70V71H188ZM204 70H205V68H204ZM224 69H222V71H223ZM227 70H225V72L227 71ZM231 70V69H230ZM241 70L243 71V69L241 68ZM248 70V69H247ZM258 70V69H257ZM264 70V69H263ZM262 70V71H263ZM6 71V70H5ZM7 71H6V74H7ZM13 71V70H12ZM28 71H30V70H28ZM49 70H48V68H47V72L46 71H44L43 70V74H45L44 72H46L47 74H50L49 72H48ZM89 71H90V69H89ZM91 71H93V69H91ZM90 71V72H91ZM99 71H100V67H99ZM107 71V70H106ZM105 71V72H106ZM111 71V70H110ZM135 71V72H136ZM221 71V72H222ZM239 71V72H238ZM256 71V70H255ZM23 72V71H22ZM21 72V73H22ZM26 72V71H25ZM31 72V71H30ZM30 72H29V74H30ZM105 72L103 71V73H104V75H105ZM116 73H117V75L119 74L118 73V71H115ZM120 72H121V70H120ZM126 72V71H125ZM147 72V71H146ZM214 72V71H213ZM219 72V71H218ZM228 72H229V70H228ZM231 72H233V71H231ZM235 72H236V74L238 73L239 74V77L240 78H242V79H244V81H245V76L242 74V73H240V69L239 70H234V75H236L235 74ZM0 73H1V70H0ZM10 73H12V72H10ZM24 73V72H23ZM41 73H42V71H41ZM50 74L49 75V77L50 76H52L53 74ZM103 73H102V75H103ZM113 73V72H112ZM140 74V72H137L135 75H136V78H135V80H136V84H137V87L135 88V91H139L140 93H136L137 95H138V97H139V95H140V99L138 100V99H136V101H137V103H136V101H134L135 103L133 104V106H132V104H130V106H132V107H135V108H133V110L132 111H134V109H135V111L137 112V117H139L140 119H148V117L150 118V116L152 115V108H151V106H150V102L148 101V98L146 97V96H144L143 97V95H145V92H144V94L140 91V89H141V87H140V85L142 86V82H140L141 81V74ZM185 73V72H184ZM224 73V72H223ZM248 73V72H247ZM246 73V74H247ZM4 74V73H3ZM29 74H27V75H29ZM43 74H42V76H43ZM107 74V73H106ZM123 74V73H122ZM121 74V76H124V75H122ZM126 74V73H125ZM142 74V75H143ZM207 74V73H206ZM208 74L210 75V73L208 72ZM216 74V73H215ZM215 74H213L214 76H215ZM219 74H221V73H219ZM228 74V73H227ZM245 74V73H244ZM11 76L10 74H7L5 77H7V76ZM13 75V74H12ZM24 75H25V73H24ZM26 75V76H27ZM111 75H113V74H111ZM116 75V74H115ZM189 75V74H188ZM193 75H195V74H193ZM224 75V74H223ZM232 75V74H231ZM1 76H2V73H1ZM0 76V77H1ZM4 76V75H3ZM2 76V77H3ZM21 76V75H20ZM35 76L36 77H39V75H37V74H35ZM97 76V77H98ZM128 76V75H127ZM143 76V77H144ZM189 76H191V75H189ZM212 76V75H211ZM214 76H212V77H214ZM217 76V75H216ZM221 76H222V74H221ZM228 76V75H227ZM238 76V75H237ZM245 78H244V77ZM254 76V75H253ZM256 76V75H255ZM5 77L3 78V79H1L0 81H2V80H6V82L8 83V81H7V79H5ZM29 77V76H28ZM31 77V76H30ZM34 77V76H33ZM44 77V76H43ZM42 77V78H43ZM47 77H48V75H47ZM48 77V78H49ZM53 78H54V76H52ZM104 77H106V76H104ZM120 77V76H119ZM135 77V76H134ZM210 77V76H209ZM220 77V76H219ZM239 77H237V78H239ZM248 77V76H247ZM250 77V76H249ZM257 77V76H256ZM261 77V76H260ZM8 78V77H7ZM12 77H10V79H11ZM20 78V80L19 81H21V77H19ZM24 78V77H23ZM41 78V77H40ZM39 78V79H40ZM52 78V79H53ZM57 77L55 76V79H56ZM107 78V77H106ZM130 78V77H129ZM145 78V77H144ZM225 78V77H224ZM230 78V77H229ZM239 78V79H240ZM46 79V78H45ZM50 79V78H49ZM44 80V83H46L45 81H47V84H50V85H52V83L53 82H51V81H53L52 79H50V80ZM111 79H112V77H111ZM116 78L114 77V80H115ZM117 79H119V78H117ZM131 79V78H130ZM186 79V78H185ZM184 79V80H185ZM188 79V78H187ZM192 79V80H193ZM210 79H211V77H210ZM223 78H221V81H223L222 80ZM235 79V78H234ZM238 79V80H239ZM263 79V78H262ZM122 79H119V81H121ZM124 80H125V78H124ZM127 80H128V77H127ZM127 80H125V81H127ZM134 80V81H135ZM145 80H146V78H145ZM248 80V79H247ZM249 80H251V79H249ZM252 80H254V78H252ZM15 80H13V82H14ZM18 81V82H19ZM38 81V80H37ZM42 81H43V79H42ZM48 81H50L51 83H48ZM117 81V80H116ZM129 81V80H128ZM143 81V80H142ZM206 81V80H205ZM225 81H226V79H225ZM228 81V80H227ZM231 81H233V79L231 80ZM241 81V80H240ZM258 81V80H257ZM5 82V81H4ZM56 82H57V79H56ZM113 82H115V81H113ZM122 82H124L123 80H122ZM185 82V81H184ZM191 82V81H190ZM207 82V81H206ZM261 82V81H260ZM264 82V81H263ZM1 83V82H0ZM12 83V82H11ZM11 83H10V81H9V84L11 85ZM129 83V82H128ZM134 83V84H135ZM145 83V82H144ZM189 83V82H188ZM193 83V82H192ZM212 83V82H211ZM225 83H232V85H234L233 83L234 82H230V81H228V82H225ZM224 83V84H225ZM242 83V82H241ZM245 83V82H244ZM247 83V82H246ZM251 83H253V82H251ZM250 83V84H251ZM2 84H3V82H2ZM5 84V83H4ZM42 84V83H41ZM55 84V83H54ZM53 84V85H54ZM106 84V85H105ZM111 84V83H110ZM126 85H127V83H125ZM194 84H197V83H194ZM248 84V83H247ZM257 84V83H256ZM261 86H263L262 88H264V83H262L261 82ZM5 85H7V84H5ZM13 85V84H12ZM46 85V84H45ZM58 85V84H57ZM63 85L61 86V88L63 87ZM121 85V84H120ZM123 85V84H122ZM189 85H190V83H189ZM222 85V84H221ZM227 85V84H226ZM249 85V84H248ZM254 85H255V82H254ZM260 85V84H259ZM3 85H1L0 87H2ZM17 86V85H16ZM40 86V85H39ZM47 86V85H46ZM49 86V85H48ZM106 86V87H105ZM111 87L113 86L112 84L110 85ZM117 86V85H116ZM136 86V85H135ZM229 86V85H228ZM256 86V85H255ZM7 87H10V86H8L7 85ZM23 87V86H22ZM53 86H50V88H52ZM113 87H115V84H114V86ZM112 87V88H113ZM118 87V86H117ZM116 87V88H117ZM123 87V86H122ZM126 87V86H125ZM125 87L124 88H122V89H125ZM128 87V86H127ZM126 87V88H127ZM140 87V88H139ZM197 87H198V85H197ZM222 87H223V85H222ZM232 87H235V86H232ZM239 87V86H238ZM254 87V86H253ZM252 87V88H253ZM13 88H14V86H13ZM12 87H11V89H13ZM50 88H46L47 89V91H48V89H50ZM55 88V87H54ZM53 88V89H54ZM112 88H110V90L112 89ZM190 88V87H189ZM192 88V87H191ZM195 88V87H194ZM236 88V87H235ZM241 88H242V84H241ZM17 89V88H16ZM15 89V90H16ZM20 89V88H19ZM22 90H23V88H21ZM25 89V88H24ZM55 89H59V88H55ZM63 89V88H62ZM119 89H121V87L119 88ZM137 89V90H136ZM226 89V88H225ZM255 89V88H254ZM2 90L4 91V89H3V87L1 88V92H2ZM14 90V89H13ZM22 90H20V93H22L21 91ZM28 90V89H27ZM61 90V89H60ZM113 90H115V89H113ZM117 90V89H116ZM131 90H132V87H131ZM202 90V89H201ZM241 90V89H240ZM252 90V89H251ZM250 90V91H251ZM256 90V89H255ZM50 91L52 92L53 90H51L50 89ZM54 91H57V90H54ZM125 91H127V90H125ZM130 91V90H129ZM191 91V90H190ZM229 92H231V94H232V92L234 91L233 89H229L228 90ZM243 91V90H242ZM249 91V90H248ZM254 91V90H253ZM252 91V92H253ZM260 91H261V89H260ZM260 91L258 90V92L257 93H259L256 97H260V99H256L255 101H258V102H256L255 103V105L253 104H248L249 103V101L251 102L253 99L252 98H250L249 99V101H247V99L250 97H248V98H246L245 99V97H243V100L245 99L246 100V102H244V104L242 105V110H243V114H240V112H241V107H239L238 108V103L236 104V103H234V101H232L231 99H233L234 97L233 96H231L232 98L231 99H227V101L226 102H228L229 101V103H231L230 105H231V107H229L228 108V110L227 111H230L231 113H236L237 115H238V113L240 114V115H242V118H243V121H242V123H240L241 124V126L239 125V124H237V125H239L240 127H238V128H235L234 130H233V135L235 134H238L239 135V132L240 133H243L242 132V129H244L245 128V130H249V133H250V131H251V133H250V135H249V138L248 139H250L251 141L249 142H247V138H246V135L245 136H243V138H241V140H242V142L243 143H241V140H240V143H241V145L243 144L244 146H246V148H247V150L248 149H250L249 150V152H251V150L253 151V153L252 154H256L257 152L255 151V148L257 149L258 147H260L259 149H257V150H262L261 152L259 151V157L260 156H262L263 157V159H264V101L262 100V98L264 97V95H260ZM13 92H15V91H13ZM16 92H17V90H16ZM25 92H26V90H25ZM28 92V91H27ZM60 93L62 92V91H59ZM119 92V91H118ZM131 92V91H130ZM208 91H205V90H202V91H198L197 90V93L198 94H200V95H202V99L201 100H204V99H206L205 98V96L206 95H204V97H203V94H205V93H207ZM241 92V91H240ZM8 93V92H7ZM52 93H54V92H52ZM66 93V92H65ZM114 93V92H113ZM124 93V92H123ZM122 93V94H123ZM128 93V92H127ZM133 93V92H132ZM195 93V92H194ZM197 93H195V95H198ZM234 93H235V91H234ZM234 93H233V95H234ZM251 93V92H250ZM256 93V92H255ZM256 93V94H257ZM263 93H264V91H263ZM9 94V93H8ZM55 94V93H54ZM67 94V93H66ZM129 94V93H128ZM136 94H130V95H132L133 97H134V95H136ZM1 95H3V94H0V97H1ZM28 95V94H27ZM26 95V96H27ZM52 96H53V94H51ZM56 95V94H55ZM54 95V96H55ZM71 93H69V96H68V94H67V96L68 97H70L71 98ZM77 95V96H76ZM116 95V94H115ZM124 95V94H123ZM230 95V94H229ZM236 95V94H235ZM239 95H241V93L239 94ZM5 96H7V95H4V97L3 98H5ZM11 96V95H10ZM10 96H9V98H10ZM57 96V95H56ZM117 96H119V94L117 95ZM210 96H212V95H210ZM247 96V95H246ZM253 96V95H252ZM251 96V97H252ZM21 97H22V95H21ZM58 97V96H57ZM59 97H60V95H59ZM113 97V96H112ZM126 97V96H125ZM131 97V96H130ZM132 97V98H133ZM147 99H146V98ZM195 97V96H194ZM228 97V96H227ZM226 97V98H227ZM230 97V96H229ZM228 97V98H229ZM253 97H255V96H253ZM13 98V97H12ZM24 98V97H23ZM61 98V97H60ZM70 98H69V100H70ZM111 98V99H110ZM113 98H115V97H113ZM128 98V97H127ZM137 98V97H136ZM190 98H192V97H190ZM199 98V97H198ZM207 98H208V95H207ZM226 98H225V100H226ZM7 99V98H6ZM72 99H73V95H72ZM76 98H74V100H75ZM200 99V98H199ZM209 99V98H208ZM207 99V100H208ZM213 97H212V101H213ZM219 99V100H220ZM223 99V98H222ZM234 99H236V98H234ZM242 99V98H241ZM1 100V99H0ZM17 100V99H16ZM113 101H114V99H112ZM130 100V99H129ZM129 100H127L128 102H129ZM135 100V99H134ZM224 100V99H223ZM224 100V101H225ZM237 100V99H236ZM2 101V100H1ZM4 101H5V99H4ZM8 101H9V99H8ZM12 100H10V102H11ZM19 102H20V100H18ZM22 102H23V100H21ZM26 101V100H25ZM76 101V100H75ZM115 101H116V98H115ZM122 101V100H121ZM123 101H125V100H123ZM197 101H199V100H195L194 102H195V104H197ZM9 102V103H10ZM72 103H73V101H71ZM128 102L127 103H125V104H128ZM194 102H193V104H194ZM200 102H202V101H200ZM215 102H216V100H215ZM242 102V100H241V103H243ZM71 103V104H72ZM117 103V102H116ZM116 103H114V104H116ZM122 103V102H121ZM133 103V102H132ZM212 103V102H211ZM214 103V102H213ZM229 103H227V104H229ZM240 103V104H241ZM4 104V103H3ZM11 104V103H10ZM13 104V103H12ZM18 104V103H17ZM23 104V103H22ZM28 104V103H27ZM70 104V103H69ZM68 103H67V105H69ZM70 104V105H71ZM112 104V103H111ZM111 104H110V107H111ZM120 104V103H119ZM118 104V105H119ZM210 104V103H209ZM215 104V103H214ZM218 104V103H217ZM216 104V105H217ZM220 104H221V101H220ZM219 104V105H220ZM64 105V104H63ZM73 105V104H72ZM80 105H82V104H80ZM124 105V104H123ZM136 105V106H135ZM192 105V104H191ZM213 105V104H212ZM211 105V106H212ZM225 105H226V103H225ZM224 105V106H225ZM0 106H1V104H0ZM8 106H9V104H8ZM11 106H13V105H11ZM10 106V107H11ZM15 106H17L16 105V102H15ZM19 106H20V108H21V105H20V103H19ZM74 106H76L75 104H74ZM73 106V107H74ZM194 106V105H193ZM197 106H198V104H197ZM203 106V105H202ZM201 106V107H202ZM206 106H207V104H206ZM228 106V105H227ZM29 107H31V106H29ZM59 107V106H58ZM72 107V106H71ZM79 107V106H78ZM81 107V108H82ZM112 107H114L115 108V106H112ZM122 107V106H121ZM124 107V106H123ZM222 106H219V108H221ZM12 108V107H11ZM19 108V109H20ZM32 108V107H31ZM81 108H79V110L81 109ZM200 108V107H199ZM208 108V107H207ZM213 108H214V106H213ZM216 108V107H215ZM27 110H28V108H26ZM26 109H25V111H26ZM72 109H74V108H72ZM90 109V110H89ZM110 109V108H109ZM122 109V108H121ZM128 109V108H127ZM211 109H212V107H211ZM216 109H218V108H216ZM222 109V108H221ZM227 109V108H226ZM238 109H239V111H238ZM75 110V109H74ZM87 110H89L88 112H87ZM110 110H112V109H110ZM131 110V109H130ZM244 110H247V111H251V113H247V111H246V113H244ZM1 111H2V109H1ZM0 111V112H1ZM10 111H11V109H10ZM19 111V110H18ZM24 111V112H25ZM32 111V110H31ZM113 111H114V109H113ZM134 111V112H135ZM212 111H213V109H212ZM223 111V110H222ZM77 112H78V110H77ZM76 112V113H77ZM103 112H101V113H103ZM217 112V111H216ZM224 112H225V110H224ZM79 113H81V112H79ZM78 113V114H79ZM106 113V112H105ZM218 113V112H217ZM220 113H222L221 111H220ZM228 113V112H227ZM226 113V114H227ZM242 113V112H241ZM110 114V113H109ZM215 114V113H214ZM223 114V113H222ZM225 114V113H224ZM75 115H77V114H75ZM82 115V114H81ZM86 115V114H85ZM86 115V116H87ZM96 115H98L97 113H96ZM99 115H101V114H99ZM218 115V114H217ZM220 115V114H219ZM228 115H229V113H228ZM234 115V114H233ZM85 116V117H86ZM90 116L93 118L92 119V121L94 120V118L95 117H93V115H91L90 114ZM88 117L89 119H91V117ZM111 116V115H110ZM227 116V115H226ZM3 117V116H2ZM84 117V116H83ZM86 117V118H87ZM100 117V116H99ZM107 117V116H106ZM223 117V116H222ZM231 117H232V115H231ZM234 117H235V115H234ZM240 117V116H239ZM88 118H87V120H88ZM138 118V119H139ZM224 118H225V116H224ZM236 118V117H235ZM2 119V118H1ZM103 119V118H102ZM227 119V118H226ZM232 119V118H231ZM98 120V119H97ZM101 120V119H100ZM216 120V119H215ZM228 120V119H227ZM233 120V119H232ZM240 120H241V118H240ZM1 121V120H0ZM230 121V120H229ZM87 122V121H86ZM89 122L90 123H92L90 120H89ZM95 122H96V124L95 125H97L98 123H97V121L95 120ZM98 122H99V120H98ZM220 122V121H219ZM218 122V123H219ZM226 122V121H225ZM2 123V122H1ZM0 123V124H1ZM93 123H92V125H93ZM221 123H222V120H221ZM235 123V122H234ZM233 123V124H234ZM87 124V123H86ZM215 124V123H214ZM227 124H228V122H227ZM4 125V124H3ZM6 125V124H5ZM5 125H4V127H5ZM94 125V126H95ZM98 125H100V124H98ZM102 125V124H101ZM100 125V126H101ZM222 125V124H221ZM220 125V126H221ZM0 126H2V125H0ZM81 126V125H80ZM197 126V125H196ZM228 126V125H227ZM82 127V126H81ZM83 127H85L84 126V124H83ZM86 127H87V125H86ZM85 127V128H86ZM93 127V126H92ZM99 127V126H98ZM102 127V126H101ZM201 126H199V128H200ZM218 127H219V125H218ZM84 128V129H85ZM100 128V127H99ZM221 128V127H220ZM228 128V127H227ZM227 128H225V129H227ZM92 129H94V128H92ZM218 129V128H217ZM224 129V127H223V130L224 131H226ZM6 131V129H3V128H1L0 127V172H2L1 174H2V176H1V174H0V176L2 177V179H3V181L5 182V188H6V191H8V194H11V192H12V194H13V196L15 195V197H14V199L15 198H17L19 201H22V203H23V201L29 206V209L27 208H22L23 210H25V212L24 211H22V212H24L25 213V218H28V220L30 219L31 220V218H32V216H34V214L35 215H38V219H37V217H36V223H37V221L38 220H40V218H39V216H41V219H42V221H43V225H44V228H42V229H44V234H45V236H47V237H49V238H53V239H55V240H57L58 241V246H62L63 248H64V250H61V254H62V257L64 256L65 258H67V261L64 263V264H71L73 261L72 260H74L75 258L74 257H77V256H75V255H77V253L75 254L74 252H75V250H77V249H75L74 248V252L72 251V249L69 247V245L67 244V242H66V239L64 240L63 238H64V236H63V238H62V235H63V233H61V232H63V230L61 229H59L58 230V222H55V220H53L52 219V215L50 214V212H47L48 211V206H46L48 209H42L41 208V206H39V203H37V198L36 199H34L32 196H31V198H30V196H28V195H30V194H28V192H27V194L25 193H23V194H21L20 192H18V191H23V190H21V187H23V186H19V184L21 185L22 183H20L17 179H15V176H14V172L12 171L13 170V167H12V169L9 167V165H10V163H4V161H5V159H6V151H4V149H3V147H2V145H3V142H4V140H3V142H1V137H2V139L3 138H6V136H1L2 134H3V131ZM7 130H8V128H7ZM87 130V129H86ZM85 130V131H86ZM222 130V131H223ZM9 131V130H8ZM7 131V132H8ZM81 131H83L82 129H81ZM88 132H89V130H87ZM99 131H101V130H99ZM191 131V130H190ZM84 132V131H83ZM104 132V131H103ZM187 132V131H186ZM189 132V131H188ZM214 132H216V134H217V131H214ZM220 132V131H219ZM6 133V132H5ZM90 133H92L91 131H90ZM95 133H97V132H95ZM195 133V132H194ZM193 133V134H194ZM226 133V132H225ZM46 134V133H45ZM181 134V133H180ZM191 134V133H190ZM190 134H189V136H188V138H189V140L191 139V136H190ZM220 135H219V137H222L221 136V133H219ZM6 135H7V133H6ZM8 135H9V133H8ZM214 136V135H213ZM216 136V135H215ZM224 136V135H223ZM237 136V135H236ZM235 136V137H236ZM247 136H248V134H247ZM8 137V136H7ZM217 137V136H216ZM219 137H218V139H219ZM225 137H226V135H225ZM225 137L223 138V139H225ZM233 137V136H232ZM238 137V136H237ZM46 138V137H45ZM185 138V137H184ZM188 138H186V139H188ZM226 138H228V137H226ZM231 138V137H230ZM239 138V137H238ZM237 138V139H238ZM9 139V138H8ZM49 139V138H48ZM229 139V138H228ZM40 140V139H39ZM45 140H47V139H45ZM226 140V139H225ZM224 140V141H225ZM236 140V139H235ZM48 141H50V139L48 140ZM188 141V140H187ZM221 141H222V139H221ZM230 141V140H229ZM45 142H47V141H45ZM226 142V141H225ZM237 142V141H236ZM227 143H229L228 141H227ZM239 143V142H238ZM6 144H7V140H6ZM43 144H45V143H43ZM4 145H5V143H4ZM229 145H230V147L232 146L230 143H229ZM235 145V144H234ZM50 146V145H49ZM237 146V145H236ZM5 147H6V145H5ZM8 147V146H7ZM6 147V148H7ZM69 147H72V146H69ZM243 147V146H242ZM48 148V147H47ZM56 148V147H55ZM55 148H52V149H55ZM50 149V148H49ZM48 149V150H49ZM67 149V148H66ZM68 149H70V148H68ZM67 149V150H68ZM90 149H91V147H90ZM233 149V148H232ZM236 149H237V147H236ZM235 149V150H236ZM238 149H240V148H238ZM237 149V150H238ZM10 149H8V151H9ZM51 150V149H50ZM71 150V149H70ZM241 150H245V147L243 148V149H241ZM240 150V151H241ZM47 151V150H46ZM53 151H55L54 153H56L57 151H56V149L55 150H53ZM53 151H51L52 153H53ZM233 151V150H232ZM239 151V150H238ZM255 151V152H254ZM51 152H50V154H51ZM68 152H72V151H68ZM234 152V151H233ZM242 152V151H241ZM48 153V152H47ZM53 153V154H54ZM243 153H246V155H247V151L245 152H243ZM263 153V154H262ZM49 154V155H50ZM67 154V153H66ZM70 154V153H69ZM68 154V155H69ZM240 154V153H239ZM6 155V156H5ZM187 155V154H186ZM233 155V154H232ZM243 155V154H242ZM245 155V156H246ZM250 155V154H249ZM44 156H46V155H44ZM102 156H103V154H102ZM185 156V155H184ZM252 156V155H251ZM4 157H5V159H4ZM113 157V156H112ZM187 157V156H186ZM96 158H99V156L98 157H96ZM116 158V157H115ZM248 158H250V157H248ZM253 158L255 159V157L253 156L252 157V160H253ZM3 159H4V161H3ZM94 159V158H93ZM92 159V164H93V160ZM100 159H102V158H100ZM99 159V160H100ZM111 159V158H110ZM184 159V158H183ZM244 159H246V157L244 158ZM261 159V158H260ZM9 160V159H8ZM96 160H98V159H96ZM7 161V160H6ZM11 161V160H10ZM61 161H63L64 162V160H61ZM104 161H106V160H104ZM103 161V162H104ZM108 161V160H107ZM188 161V160H187ZM254 161V160H253ZM253 161H251L250 163H253ZM95 163H96V161H94ZM115 162V161H114ZM182 162H183V160H182ZM186 162V161H185ZM55 163V162H54ZM100 164H101V161L99 162ZM249 163V162H248ZM48 164V163H47ZM51 164V163H50ZM113 164H115V163H113ZM185 164V163H184ZM96 165V164H95ZM97 165H98V162H97ZM163 165V164H162ZM251 165H254V164H251ZM262 165V164H261ZM12 166V165H11ZM17 166V165H16ZM20 166V165H19ZM42 166V165H41ZM188 166H191L190 164L189 165H187V167ZM37 167H39V166H37ZM55 167H56V164H55ZM60 167V166H59ZM58 167V168H59ZM95 167V166H94ZM99 167V166H98ZM165 167H166V165H165ZM184 167H185V165H184ZM262 167V166H261ZM16 168V167H15ZM35 168H36V166H35ZM43 168V167H42ZM191 167H189V169H190ZM251 168V167H250ZM1 169H2V171H1ZM17 169H19V168H17ZM38 169V168H37ZM41 169V168H40ZM49 169H50V167H49ZM60 169H62V168H60ZM102 171H104V169H102V166H101V168H100ZM158 169V168H157ZM184 169H187L188 170V168H184ZM53 170V172H54V168L52 169ZM56 170V169H55ZM101 170H100V172H101ZM110 170H112L111 168L109 169V173H104V175H103V172L101 173L104 177L106 176V178H104L103 179V177H102V175H100V178H99V173H98V178L101 180V179H103V180H106V179H108L109 180V178H111L112 177V173H110ZM42 171V170H41ZM44 171V170H43ZM57 171V170H56ZM98 171H99V168H98ZM117 171V170H116ZM157 171V170H156ZM256 171V170H255ZM64 172V171H63ZM96 172H97V170L95 171V176H96ZM105 172H106V170H105ZM58 173V172H57ZM114 173V172H113ZM17 173H16V171H15V175H16ZM19 174V173H18ZM155 174V173H154ZM167 174H168V172H167ZM46 177H48V172L46 173ZM57 175H59V174H57ZM149 175V174H148ZM147 175V176H148ZM50 176V175H49ZM118 176V175H117ZM116 176V177H117ZM120 176V175H119ZM168 176H170V175H168ZM97 177V176H96ZM121 177V176H120ZM136 177V176H135ZM145 177V176H144ZM150 177V176H149ZM157 177V176H156ZM49 178V177H48ZM142 178H143V176H142ZM142 178H141V180H138L137 179V181L138 182H140L141 181V183L142 184H144V183H146V182H144V181H142ZM167 178V177H166ZM20 179H21V177H20ZM112 179V178H111ZM139 179H140V177H139ZM163 179V178H162ZM102 180V181H103ZM146 180V179H145ZM154 180H155V176H154ZM159 180V179H158ZM21 181V180H20ZM148 181V180H147ZM121 182H123V179H122V181ZM125 182H126V179H125ZM144 182V183H143ZM160 182V181H159ZM162 182V181H161ZM149 183H150V181H149ZM138 184V183H137ZM251 184H253V183H251ZM1 185V184H0ZM126 185V184H125ZM125 185H124V187H125ZM148 185V184H147ZM146 185V186H147ZM126 186H128V184L126 185ZM145 186V185H144ZM149 186V185H148ZM256 186V185H255ZM255 186H253V188H254V190H256L255 191V193L254 194H252L253 193V188H251L252 189V191L250 190V192H252V193H250V195H251V197H250V200H252V196L253 195H256L259 191H261V189L260 190H258L259 189V186L257 185L256 186V188H255ZM27 187V186H26ZM138 187V186H137ZM143 187V186H142ZM250 187H251V185H250ZM250 187H249V189H250ZM257 187H258V189H257ZM126 188V187H125ZM139 188H140V186H139ZM138 188V189H139ZM162 188V187H161ZM141 189V188H140ZM168 189H170V188H168ZM5 190V189H4ZM148 190H149V187H148ZM162 191H165L166 192V190H165V188H164V190L163 189H161ZM160 190V191H161ZM121 191H122V189H121ZM170 191V190H169ZM246 191H247V193H249L248 192V188H246ZM10 192V193H9ZM116 192V191H115ZM119 192H120V190H119ZM125 192V191H124ZM138 192V191H137ZM145 192H147V191H145ZM117 193H118V190H117ZM126 193V192H125ZM168 193V192H167ZM260 193V192H259ZM258 193V194H259ZM143 194H145V193H143ZM170 194V193H169ZM35 195V194H34ZM150 195V194H149ZM249 195V194H248ZM247 195V196H248ZM8 197L9 196H11V195H7ZM37 196V195H36ZM120 196V195H119ZM118 197V196H117ZM249 197V196H248ZM248 197H247V200H248ZM151 198V197H150ZM149 198V199H150ZM172 198V197H171ZM258 198V196L256 197V196H254V201L256 200ZM10 199H12V198H10ZM176 199V198H175ZM246 199V198H245ZM16 200V199H15ZM170 200V199H169ZM246 200V201H247ZM260 200V199H259ZM259 200H258V202H259ZM12 201V200H11ZM14 201V200H13ZM13 201H12V203H13ZM149 201V200H148ZM152 201V203H153V200H151ZM254 201H251V203L253 204V202ZM264 201V200H263ZM18 205V207H20V211H21V205L20 204H22V203H20L19 204V202H17V200L15 201ZM14 202V203H15ZM40 202V201H39ZM245 202V201H244ZM250 202V201H249ZM25 203H23L24 205H25ZM172 203H173V201H172ZM10 204V203H9ZM9 204H7V205H9ZM23 204H22V206H23ZM87 204H89V203H87ZM146 204V203H145ZM157 205H156V207H155V204L153 205V207H155V208H157V212L159 211V209H158V201H157V203H156ZM171 204V203H170ZM15 206H16V204H14ZM41 205V204H40ZM90 205H92V203H90L89 204V206ZM143 205H144V203H143ZM253 205H255V207H256V204H255V202H254V204ZM261 205H262V202H261ZM263 205H264V202H263ZM9 206H11V205H9ZM27 206V207H28ZM93 206V205H92ZM152 206V204H150V207ZM160 206V205H159ZM259 206H260V204H259ZM17 207V208H18ZM43 207L44 208H46L44 205H43ZM150 207H148L149 209H150ZM246 207H249V204H248V206H247V202H246ZM12 208V207H11ZM14 208V207H13ZM12 208V209H13ZM146 208H147V206H146ZM148 208L147 209H145L146 211L148 210ZM254 208V207H253ZM261 208V207H260ZM6 209V208H5ZM4 209V210H5ZM19 209V208H18ZM143 209V208H142ZM151 209H153V208H151ZM151 209H150V211H151ZM257 209V208H256ZM3 210V211H4ZM7 210H9V207H8V209ZM53 210V209H52ZM258 210V209H257ZM261 210V209H260ZM51 211V210H50ZM153 211V210H152ZM54 212H55V210H54ZM106 212H108V210L106 211ZM156 212V211H155ZM261 212V211H260ZM52 214H53V212H51ZM18 214H20V213H18ZM57 215H58V213H56ZM261 214V213H260ZM106 215V214H105ZM0 216H1V214H0ZM2 216H5V213L4 214H2ZM24 216V215H23ZM101 216H103V215H101ZM110 217H111V215H109ZM108 216V217H109ZM261 216V215H260ZM2 218V217H1ZM21 218V217H20ZM24 217H23V219H22V221L25 219ZM53 218H55L54 216H53ZM3 219V218H2ZM35 219V218H34ZM103 219V218H102ZM164 219V218H163ZM259 219V218H258ZM17 220H19V217H18V219ZM62 220V219H61ZM151 220H153V217H151ZM160 220H161V218H160ZM3 221H5V219L3 220ZM6 221H7V219H6ZM21 221V220H20ZM19 221V222H20ZM25 221H27V219H25L24 220V222ZM57 221V220H56ZM103 221V220H102ZM156 221H158V218H157V220H155L154 222H156ZM164 221V222H163ZM163 221H159V222H161L160 224H159V222H157L156 223V227L154 228V225H153V227L152 226H149L148 225V227L151 229V227H152V230H150V229H148V230H150L151 232H153V230H156L157 231V228H162V224L163 223H165V220H163ZM18 222V221H17ZM30 222H32V221H30ZM104 222H108V221H104ZM150 222V221H149ZM153 222V223H154ZM22 223V222H21ZM18 225H19V223H17ZM16 223H15V225L16 226H18ZM23 224V223H22ZM102 224V223H101ZM40 224H39V222L37 223V226H39ZM42 225V224H41ZM60 225V224H59ZM161 225V226H160ZM15 226V227H16ZM164 226H165V224H164ZM163 226V227H164ZM19 228V227H18ZM21 228V227H20ZM60 228H62V227H60ZM135 228V227H134ZM6 229H8V232H7V234L9 233V228H5V230ZM40 229H41V227H40ZM145 229H147L146 228V226H145ZM17 230V229H16ZM15 230V231H16ZM59 231V232H58ZM135 231H136V229H135ZM150 231H147L148 233H151ZM158 231H159V229H158ZM13 232V231H12ZM12 232H11V234H12ZM142 232V231H141ZM145 232V231H144ZM14 234H16V232H13ZM133 233V232H132ZM136 233V232H135ZM135 233H134V235H135ZM139 233V232H138ZM148 233L146 234V233H143L144 235L146 234V235H148ZM155 233V232H154ZM156 233H158V232H156ZM155 233V234H156ZM10 234V235H11ZM151 234H153V233H151ZM159 234V233H158ZM6 235V234H5ZM10 235H9V237H10ZM144 236V237H149L150 236V234L148 235V236ZM42 236H43V234H42ZM67 236V235H66ZM136 236V235H135ZM140 236V237H139ZM8 237V236H7ZM7 237H5V238H7ZM138 237V238H137ZM137 237H135V240H139V241H137V243L134 245H131V246H133L132 247V249H130L131 250V252L129 251H127L128 253H130L129 255H133V254H140V252L141 253H144V254H142L143 256H146V255H149V253L151 252V248H153L154 246V244L152 245V247L150 246L149 247V245H150V242L149 241H147L148 239L146 238H144V237H142L141 238V235H137ZM158 237V236H157ZM49 238H47V239H49ZM122 238V237H121ZM134 238V237H133ZM137 238V239H136ZM155 237H153V239H154ZM52 239V240H53ZM125 239V238H124ZM152 239V236H151V238H150V240ZM8 240V239H7ZM51 240V239H50ZM70 241V240H69ZM121 241V240H120ZM119 241V242H120ZM125 241V240H124ZM154 241V240H153ZM53 242H55V241H53ZM108 242V241H107ZM128 242V241H127ZM138 242H140V243H138ZM121 243H122V241H121ZM153 243V242H152ZM109 244V243H108ZM122 244H124V243H122ZM128 244V243H127ZM126 245V244H125ZM130 245V244H129ZM8 247V246H7ZM72 247V246H71ZM56 248H58V247H56ZM127 248H129V247H127ZM7 249V248H6ZM60 249H62V248H60ZM107 249V248H106ZM109 249H111V248H109ZM151 249V250H150ZM126 250V249H125ZM1 251V250H0ZM78 251V250H77ZM76 251V252H77ZM83 250H81L80 252H82ZM102 252H105V251H103V249L101 250ZM3 252V251H2ZM9 252V251H8ZM84 252H85V250H84ZM126 252V251H125ZM125 252H123V253H125ZM149 252V253H148ZM79 253V252H78ZM99 253V252H98ZM98 253H97V255H98ZM148 253V254H147ZM0 254H2V253H0ZM4 254V253H3ZM2 254V255H3ZM5 254H6V252H5ZM8 255V254H7ZM6 255V256H7ZM84 256H85V254H83ZM82 255V256H83ZM101 255V254H100ZM99 255V257H101V256H106L107 255V258H103V261H102V259L100 258V261H99V257L97 258V260H98V262H99V264H133V263H130V262H128L127 261V258H125V256H123V255H121L120 253L118 254V253H115V251L113 252V251H108L106 254H103L102 253V255L100 256ZM129 258L131 257V256H129L128 254H126ZM4 257H5V259H6V256L5 255H3ZM3 256H0V257H3ZM80 256H81V254H80ZM81 256V257H82ZM135 256V255H134ZM134 256L132 257V258H134ZM139 256V255H138ZM3 257V258H4ZM8 257V256H7ZM61 257V256H60ZM79 257V256H78ZM81 257H80V259H81ZM85 257H88V255L87 256H85ZM90 257H91V255H90ZM93 257V256H92ZM91 257V258H92ZM95 257H96V255H95ZM95 257H93V258H95ZM142 257V256H141ZM147 257V256H146ZM10 258V257H9ZM132 258H131V260H132ZM137 258H139V257H137ZM4 259V260H5ZM8 259V258H7ZM79 260V258H76L75 260H76V262ZM82 259H83V257H82ZM81 259V260H82ZM89 259V258H88ZM134 259H136V258H134ZM141 259V258H140ZM9 260V259H8ZM86 260V259H85ZM84 260V261H85ZM131 260H129V261H131ZM7 261V260H6ZM6 261H4V262H6ZM12 260H9V262H11ZM94 261V260H93ZM93 261H92V263H93ZM0 262H2V259L0 258ZM4 262H3V264H4ZM63 262H64V260H63ZM62 262V263H63ZM94 262H97V261H94ZM133 262V261H132ZM13 263V261L11 262V264ZM89 264L88 262H86V263H84L83 262V260H82V262L81 261H78L76 264ZM0 264H2V263H0ZM73 264H75V263H73ZM96 264H98V263H96Z\"/></svg>",
  "mask_w": 264,
  "mask_h": 264
},
{
  "label": "built area",
  "instance_id": "3",
  "mask_svg": "<svg viewBox=\"0 0 264 264\" xmlns=\"http://www.w3.org/2000/svg\"><path fill=\"white\" fill-rule=\"evenodd\" d=\"M26 15H27L28 17H31V13H30L29 10H26Z\"/></svg>",
  "mask_w": 264,
  "mask_h": 264
}]
</instances>
